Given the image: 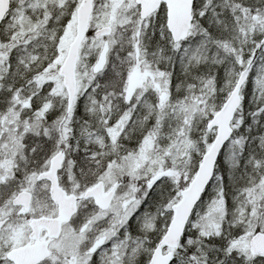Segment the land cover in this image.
<instances>
[{
    "label": "snow or ice",
    "instance_id": "snow-or-ice-1",
    "mask_svg": "<svg viewBox=\"0 0 264 264\" xmlns=\"http://www.w3.org/2000/svg\"><path fill=\"white\" fill-rule=\"evenodd\" d=\"M0 264H264V0H0Z\"/></svg>",
    "mask_w": 264,
    "mask_h": 264
}]
</instances>
